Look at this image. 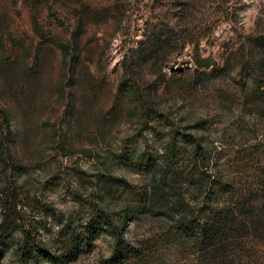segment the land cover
I'll list each match as a JSON object with an SVG mask.
<instances>
[{
  "label": "rangeland",
  "instance_id": "374dc122",
  "mask_svg": "<svg viewBox=\"0 0 264 264\" xmlns=\"http://www.w3.org/2000/svg\"><path fill=\"white\" fill-rule=\"evenodd\" d=\"M256 87L264 89V0H0V207L11 195L31 224L100 198L119 208L121 191L112 198L103 181L144 180L133 150L147 110L182 126L204 120L190 133L211 148L253 147L254 168L264 167ZM161 227L142 219L127 239ZM110 245L98 239L82 263L96 264ZM3 264H13L9 254Z\"/></svg>",
  "mask_w": 264,
  "mask_h": 264
},
{
  "label": "trees",
  "instance_id": "16d2710c",
  "mask_svg": "<svg viewBox=\"0 0 264 264\" xmlns=\"http://www.w3.org/2000/svg\"><path fill=\"white\" fill-rule=\"evenodd\" d=\"M254 93L264 100V89ZM152 117L144 113L141 150H133L141 184L119 187L104 178L106 194L121 191L119 208L109 210L100 198L83 213L45 212L31 224L7 196L0 207V264L7 254L13 264H81L100 238L111 245L96 264H264V167L254 168L253 147L211 148L190 133L204 130L206 121L182 126ZM5 127L0 111V131ZM142 219L161 222V234L129 242V226Z\"/></svg>",
  "mask_w": 264,
  "mask_h": 264
}]
</instances>
